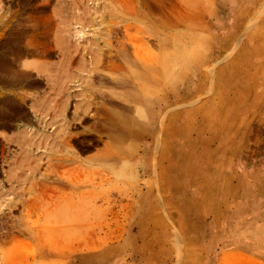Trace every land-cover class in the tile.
Wrapping results in <instances>:
<instances>
[{
    "label": "rangeland",
    "instance_id": "rangeland-1",
    "mask_svg": "<svg viewBox=\"0 0 264 264\" xmlns=\"http://www.w3.org/2000/svg\"><path fill=\"white\" fill-rule=\"evenodd\" d=\"M0 42V264H264V0H0Z\"/></svg>",
    "mask_w": 264,
    "mask_h": 264
},
{
    "label": "crops",
    "instance_id": "crops-1",
    "mask_svg": "<svg viewBox=\"0 0 264 264\" xmlns=\"http://www.w3.org/2000/svg\"><path fill=\"white\" fill-rule=\"evenodd\" d=\"M5 44H6V42H0V46L5 45ZM4 48H6V47H4ZM5 54H6L5 50H0V55L4 56V58H6ZM34 56L40 57V55H37V54H34ZM6 59H4V60H6ZM8 71H9L8 68L4 64L0 65V80H1L0 82L2 83V85H5V83H6L7 87L10 86V83L9 82L7 83V81H6L8 79V75H9Z\"/></svg>",
    "mask_w": 264,
    "mask_h": 264
},
{
    "label": "bare ground",
    "instance_id": "bare-ground-1",
    "mask_svg": "<svg viewBox=\"0 0 264 264\" xmlns=\"http://www.w3.org/2000/svg\"><path fill=\"white\" fill-rule=\"evenodd\" d=\"M123 4H124V2H123ZM125 5H126V4H125ZM129 5H130V4H129ZM121 9H122V8H121ZM132 9H133V7H131V10H132ZM127 10H128V9H127ZM129 10H130V8H129ZM133 11H134V9H133ZM133 11H132V12H133ZM128 12H129V11H128ZM139 58H140V57H139ZM120 140H121V139H120Z\"/></svg>",
    "mask_w": 264,
    "mask_h": 264
}]
</instances>
